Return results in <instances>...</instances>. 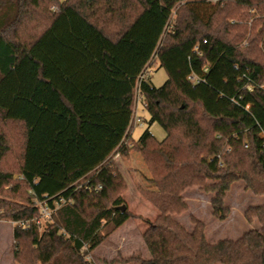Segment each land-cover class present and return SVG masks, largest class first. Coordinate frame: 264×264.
<instances>
[{"label": "trees", "instance_id": "trees-1", "mask_svg": "<svg viewBox=\"0 0 264 264\" xmlns=\"http://www.w3.org/2000/svg\"><path fill=\"white\" fill-rule=\"evenodd\" d=\"M153 58L160 86L143 74ZM136 91L162 140L131 138ZM124 140L169 196L135 264H264V204L245 212L260 229L236 239L175 218L191 187L219 219L235 182L264 195V0H0V219L14 223V262L93 264L137 218L112 161ZM36 202L52 209L40 226Z\"/></svg>", "mask_w": 264, "mask_h": 264}, {"label": "rangeland", "instance_id": "rangeland-1", "mask_svg": "<svg viewBox=\"0 0 264 264\" xmlns=\"http://www.w3.org/2000/svg\"><path fill=\"white\" fill-rule=\"evenodd\" d=\"M257 44L261 45L260 41H257ZM143 74H147L155 86H160L167 78L164 69L158 66L154 58ZM135 95L138 97V94ZM136 118L140 120L136 121ZM147 128L156 140L160 141L165 137V131L159 123H149V116L142 102L138 101L131 119V138L138 139ZM112 161L125 183V190L122 192L125 204L137 218L127 220L124 227L114 230L86 259L93 264H135L137 256L148 255L142 238V233L147 227L146 221L155 219L168 203L169 196L158 190V196L151 192L149 188L155 186L150 182L151 175L139 153L128 149L127 140H124L112 154ZM145 186L148 189H145ZM183 197L187 210L175 215V218L188 230L194 226L191 217L201 220L205 225L206 238L210 242L225 238L236 239L249 229H260L257 219L252 218V221H248L245 212L250 206L264 204V195H256L246 190L241 180L235 182L226 193L225 204L229 207V213L225 219H219L211 213V194L191 187L185 190ZM13 225L10 220L0 219V264H17L10 257L13 249L10 230Z\"/></svg>", "mask_w": 264, "mask_h": 264}, {"label": "built area", "instance_id": "built-area-1", "mask_svg": "<svg viewBox=\"0 0 264 264\" xmlns=\"http://www.w3.org/2000/svg\"><path fill=\"white\" fill-rule=\"evenodd\" d=\"M210 1H211L212 3H215V2H217L218 0H210ZM194 49L197 51V50H198V46L196 45V46L194 47ZM142 76H143V74L140 75L139 77H142ZM190 79H191L192 81H194V80H195V77L191 76ZM136 94H138L137 91H136ZM138 101H141V97H140L139 94H138V97H136V95H135V97H134V108H133V112H134V114H135V110H136V107H137V103H138ZM139 120H140L139 118H136V121H139ZM100 187H101L100 185H97L94 189H95V190H98V189H100ZM86 189H87V190H91L90 187H86ZM62 202H63V201H62ZM36 204H38V205L40 206V211H41V213H42V216H41V218L36 219L35 223H36L37 226H40L41 223H42V218L49 217L50 213L52 212V209H49V208H48L46 205H44L42 202H36ZM60 205H61L60 203H56L55 208H58Z\"/></svg>", "mask_w": 264, "mask_h": 264}, {"label": "crops", "instance_id": "crops-1", "mask_svg": "<svg viewBox=\"0 0 264 264\" xmlns=\"http://www.w3.org/2000/svg\"><path fill=\"white\" fill-rule=\"evenodd\" d=\"M130 155V154H129ZM130 157H131V155H130ZM120 159H121V157H119ZM143 186V185H142ZM145 189H148V187L146 188V186L144 187ZM143 188V189H144ZM150 190H152L151 192L155 195V196H158L157 194H158V191H157V188L154 186L152 189L151 188H149ZM127 222L128 221H126L122 226H120L118 229H120V228H122V227H124L126 224H127ZM117 229V230H118ZM10 242H12L13 243V238H12V230H10ZM9 242V243H10ZM95 251V250H94ZM10 252V251H9ZM10 257H11V259L13 260V256H12V250H11V252H10Z\"/></svg>", "mask_w": 264, "mask_h": 264}, {"label": "water", "instance_id": "water-1", "mask_svg": "<svg viewBox=\"0 0 264 264\" xmlns=\"http://www.w3.org/2000/svg\"><path fill=\"white\" fill-rule=\"evenodd\" d=\"M124 208H125V206L122 207V209H124Z\"/></svg>", "mask_w": 264, "mask_h": 264}]
</instances>
